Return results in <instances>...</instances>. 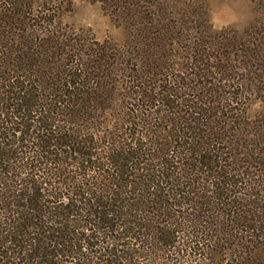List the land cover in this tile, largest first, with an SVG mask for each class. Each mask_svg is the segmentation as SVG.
I'll list each match as a JSON object with an SVG mask.
<instances>
[{
	"label": "trees",
	"instance_id": "trees-1",
	"mask_svg": "<svg viewBox=\"0 0 264 264\" xmlns=\"http://www.w3.org/2000/svg\"><path fill=\"white\" fill-rule=\"evenodd\" d=\"M91 1L121 43L64 31L72 0H0V264H264V0L233 36L192 0Z\"/></svg>",
	"mask_w": 264,
	"mask_h": 264
},
{
	"label": "rangeland",
	"instance_id": "rangeland-1",
	"mask_svg": "<svg viewBox=\"0 0 264 264\" xmlns=\"http://www.w3.org/2000/svg\"><path fill=\"white\" fill-rule=\"evenodd\" d=\"M194 1V15L197 16V13L202 14L203 11H206V16H201L200 22L203 21V19H207L210 23V25L213 27L214 30L218 31H225V34H231L234 35V32L238 33V35H243L244 32L252 26L254 23L256 14H255V5L253 4L252 0H192ZM200 11V12H198ZM205 13V12H204ZM63 30L66 32H72L74 35L77 36L81 42H86L92 44L93 41H104L106 39L112 40L117 43H121L124 40L125 37V31L122 27L116 26L110 16L104 11L102 5L100 2H94L91 0H72V8L69 12H67L63 17ZM198 25V21H196ZM206 22V25H209ZM205 25V24H204ZM186 42L183 44H180L181 47H185L183 49L187 50L189 44L192 45V42L195 40H191L190 42L189 38H186ZM177 53L183 57L185 55L184 52L177 51ZM237 55V54H235ZM234 55V56H235ZM179 56V57H180ZM234 58H238V56H235ZM100 81V80H99ZM104 81V80H102ZM101 81V82H102ZM114 81L113 85L111 83ZM106 83L110 84L106 89H103V91L107 92L108 96H110L109 92L113 89V93L111 96V99L106 102V104L112 103V104H122L121 97L126 96L127 92V79L123 75L114 78L113 80H106ZM90 88V87H89ZM89 92H93L94 88L88 89ZM118 101V102H117ZM259 103L253 102L252 104L248 105V112L250 114L255 113V111L259 108ZM130 107V106H127ZM117 111L113 113H106L107 115L102 116L101 119H96L91 125V127H95L94 130L90 129V125H86L88 129L85 131L84 129H81L82 133L85 134V136H88L89 131H96L97 137H103L104 133L106 131L113 133V132H120L118 129L119 123L116 124L112 116L117 115ZM75 131H77L76 126L73 128ZM99 131V132H98ZM84 138V136L82 135ZM14 139H10L8 143H13ZM96 141V139H95ZM94 141V142H95ZM97 146V150H93V152L101 153L103 151H100L103 147V145H100L97 141L94 143ZM104 144V143H103ZM23 146L24 144H20ZM28 146H31L29 144ZM27 147L23 146L21 149L16 148V145H14L11 149V151L8 153V155H11L12 153L15 155L17 153L18 155L22 152H26L29 155H34V151L30 152L31 149H27ZM16 149V150H15ZM54 151H56V158L63 157V155H66L65 151L66 149L57 147L53 148ZM47 150V149H46ZM63 150V151H62ZM68 150V148H67ZM32 151V150H31ZM47 153V152H46ZM44 153V157H49L47 154ZM60 153V155H59ZM79 159L78 155H72L69 154L68 158L65 159L67 163L70 164V170H74L76 168V163ZM16 160V159H15ZM47 162V164L44 166L50 167L51 164L49 161V158H44V162ZM72 164V165H71ZM5 163L4 161H0V167H3L4 169ZM1 169V168H0ZM106 169V168H105ZM1 171V170H0ZM90 174H96L91 173ZM1 177V175H0ZM24 190V187H22Z\"/></svg>",
	"mask_w": 264,
	"mask_h": 264
}]
</instances>
